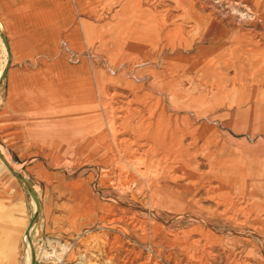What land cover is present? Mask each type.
Segmentation results:
<instances>
[{
	"label": "rangeland",
	"instance_id": "rangeland-1",
	"mask_svg": "<svg viewBox=\"0 0 264 264\" xmlns=\"http://www.w3.org/2000/svg\"><path fill=\"white\" fill-rule=\"evenodd\" d=\"M22 1L0 19L12 54L0 103L26 105L28 141L56 142L48 167L91 174L60 192L21 166L37 149L9 151L46 205L36 264H264V0ZM122 4L158 34L93 38ZM7 58L0 39V76ZM161 111L184 154L140 135ZM26 221L0 228V264L28 263Z\"/></svg>",
	"mask_w": 264,
	"mask_h": 264
},
{
	"label": "crops",
	"instance_id": "crops-1",
	"mask_svg": "<svg viewBox=\"0 0 264 264\" xmlns=\"http://www.w3.org/2000/svg\"><path fill=\"white\" fill-rule=\"evenodd\" d=\"M17 0H0V19L5 17V13L9 10L11 5H14ZM2 26V25H1ZM10 57L12 59V54L10 51ZM10 67L7 68L5 77L9 75ZM64 73V71H63ZM22 109L17 107L16 109L6 108V101L0 103V146L2 147L3 153L11 165L18 170L28 183L34 189L33 183L28 178L26 171L22 170L21 167L14 164L12 158L10 157V150H14L16 155L19 157L21 154L27 152L29 147L32 151L37 149V151L30 158L20 159L21 166L23 168H30L36 173L46 172L47 175L53 178V187L55 186L58 191L61 192V188L67 187L68 193L72 194V188H75L77 191H85L89 187L87 179H91V174L83 173L80 174L75 180H66L64 176H69V172L66 169H51L47 166V160L51 158V162L54 160V154L59 155L58 150H54L52 147H56V142L47 145L45 142L41 143L37 139H32L28 141V136L26 135V130H24V120L23 116L27 112L23 110V107L26 106L22 104ZM33 135V134H32ZM30 136V135H29ZM30 138V137H29ZM47 145V146H46ZM50 148L52 151L50 152ZM53 153V155H52ZM33 167H29L30 165ZM39 165L41 166L39 168ZM0 228L2 230L8 229L11 231L20 232L24 222L26 221V226L28 225L32 214H33V204L25 190L23 189L21 183L16 179V177L10 173L3 163L0 160ZM26 170V169H25ZM3 171V172H2ZM51 173L49 174L48 172ZM76 173V170L72 171ZM2 173V174H1ZM74 174V173H73ZM59 175L61 177H59ZM71 175V174H70ZM93 175V174H92ZM95 178V177H94ZM91 187V186H90ZM35 193L36 190L34 189ZM90 191V188H89ZM37 195V193H36ZM38 198V196H37ZM40 211L39 217L36 221L35 226L31 231L32 235L38 230L43 228L46 230L47 222H45L47 217L46 205L44 200L40 199ZM10 218L12 220H10ZM24 228V230H25ZM14 229V230H13ZM23 230V232H24ZM8 239L6 241V249H10L12 244H15L18 240L17 237ZM22 241L24 242V234L22 233ZM2 243V242H1Z\"/></svg>",
	"mask_w": 264,
	"mask_h": 264
},
{
	"label": "bare ground",
	"instance_id": "bare-ground-1",
	"mask_svg": "<svg viewBox=\"0 0 264 264\" xmlns=\"http://www.w3.org/2000/svg\"><path fill=\"white\" fill-rule=\"evenodd\" d=\"M66 1V0H65ZM22 2L24 3H27L25 0H23ZM20 2V3H22ZM99 2V1H98ZM84 3V2H83ZM82 3V4H83ZM87 3V1H86ZM96 3V2H95ZM23 4V3H22ZM71 4V3H70ZM32 5V4H31ZM52 5V4H51ZM92 5V4H91ZM121 5V4H120ZM27 6H30V5H27ZM56 6V5H55ZM79 6V5H78ZM76 8V7H75ZM83 8V7H82ZM86 8V7H84ZM126 9V6H124L122 4L121 6V10H125ZM82 10V9H81ZM33 11V10H32ZM88 11V10H87ZM86 11V12H87ZM40 12V11H39ZM84 12V10L82 11ZM130 12H127L125 10V17H119V19L116 20V22H114L113 24V28H111L110 32H107V33H102L100 30L96 32V27H94V31H90L91 33V36L93 38L95 37H99L101 35H104V36H107V38H110L112 40H121V38H126L127 36H131V37H143V36H147V35H151V33H153L154 35H157V28L155 26H150L149 24H146V25H143L142 27L138 28V30L134 29L133 27V22H129L128 21V15H129ZM65 14V13H64ZM75 15V14H74ZM35 16V15H34ZM87 16V15H86ZM59 18V17H58ZM61 19V18H60ZM73 19V18H71ZM43 21V20H42ZM73 21V20H72ZM71 21V22H72ZM28 23V22H27ZM67 24V23H66ZM71 24V23H69ZM68 24V25H69ZM85 24H88L87 21H85ZM29 25V24H28ZM56 27L57 26H62L63 25H55ZM0 29H1V22H0ZM76 30V28H74ZM79 29V28H78ZM14 30V28H13ZM22 30V29H21ZM73 30V29H72ZM74 30V31H75ZM42 31V30H41ZM46 31V30H44ZM73 31V32H74ZM40 32V31H39ZM43 32V31H42ZM45 33V32H44ZM75 33V32H74ZM40 34V33H39ZM89 34V33H88ZM67 35V34H66ZM70 35V34H69ZM45 36V35H44ZM73 36V35H72ZM66 37V36H65ZM39 38V37H38ZM83 38V37H82ZM81 39V38H80ZM79 40V39H78ZM81 41V40H80ZM83 41V40H82ZM80 44V43H79ZM83 44V43H82ZM114 50V49H113ZM112 50V51H113ZM68 74V73H66ZM71 75H74V74H71ZM70 75V76H71ZM2 76V75H1ZM0 76V77H1ZM77 76V75H76ZM83 76V75H82ZM81 76V77H82ZM80 77V78H81ZM74 78V77H73ZM84 78V77H83ZM76 79V78H75ZM77 80V79H76ZM79 81H82V78L79 79ZM76 82V81H75ZM78 82V81H77ZM83 82V81H82ZM165 114L163 113V111H161L158 115H157V118H155L154 120H152V123L151 124H148V126H146L147 122H144L143 125H138V127H142V130H143V133L140 134L141 136L145 137L147 135V138H152V140H156V142H161V140H165L167 137L168 139H170V145H173L174 143V153L176 156L177 155V150L178 151H181L180 154H184L183 151H185V147L186 146H181V141H179V144H178V135L176 134V130L175 129H172V127H170V125H167V122H165L164 116ZM115 132V131H114ZM98 138V137H97ZM183 139V138H182ZM104 142V141H102ZM178 145H180L178 147ZM0 148L2 149V147L0 146ZM111 150V149H110ZM171 155V153L169 151H167L166 155L164 156L165 159L169 158ZM133 156V155H132ZM176 158V157H175ZM156 159V158H155ZM184 161L186 162V164H191V161H190V158L189 160L188 159H184ZM143 163V162H142ZM144 169V166L143 168ZM228 171H232V169H229ZM234 171V170H233ZM136 172V171H135ZM139 172V171H138ZM137 172V173H138ZM142 173V172H141ZM242 176V175H241ZM243 178V177H242ZM244 179V178H243ZM250 188V187H249ZM243 189V188H242ZM240 189V190H242ZM259 190V189H258ZM253 193V192H252ZM247 195V194H246ZM33 205H34V202H33ZM151 214V213H150ZM249 215V214H248ZM159 217V216H158ZM194 228V227H193ZM198 228V227H197ZM200 228V227H199ZM156 229V228H155ZM202 229V228H201ZM155 231V230H154ZM158 231V230H157ZM194 231V230H193ZM156 234V232H155ZM154 234V235H155ZM175 241V240H174ZM24 243L25 245L27 246V250H26V258L28 260V263L30 262V257H29V250H28V241L26 240V237L24 236ZM55 245H52L51 248H53ZM57 247V246H56ZM56 251L53 250V254H56L54 253ZM41 253V252H40ZM49 252L43 250L42 251V254L40 255L41 258H48V256H50L48 254ZM53 256V255H52ZM59 256V255H58ZM57 258V257H56ZM46 260V259H45ZM83 261V260H82Z\"/></svg>",
	"mask_w": 264,
	"mask_h": 264
},
{
	"label": "water",
	"instance_id": "water-1",
	"mask_svg": "<svg viewBox=\"0 0 264 264\" xmlns=\"http://www.w3.org/2000/svg\"><path fill=\"white\" fill-rule=\"evenodd\" d=\"M0 39L3 41L5 48L8 51V58H7V61L5 63V68H4V71H2V76L0 77V81H1V79L4 77V75L6 73L8 66L10 65L11 57H10V51H9V46H8V42L6 39V35L2 30L0 32ZM0 160L3 163V165L5 166V168L10 173H12L16 177V179L21 183L23 189L25 190V192L27 193V195L31 199L32 204L34 202L32 217H31L28 225L26 226L23 234L26 237V240L28 241L29 246H30V262H29V264H36V254H35V249L32 246L31 231H32L33 227L35 226L36 221L38 220V217H39V211H40L39 200H38L37 195H36L34 189L32 188V186L28 183V181L24 178V176L11 165V163L5 157L3 150L1 148H0ZM23 244H24V257H25L27 246L25 245L24 242H23Z\"/></svg>",
	"mask_w": 264,
	"mask_h": 264
}]
</instances>
